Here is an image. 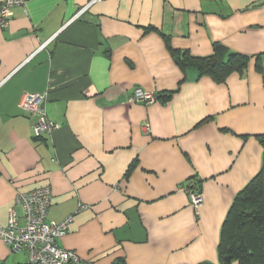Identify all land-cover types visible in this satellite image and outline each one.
Here are the masks:
<instances>
[{"label":"crops","instance_id":"1","mask_svg":"<svg viewBox=\"0 0 264 264\" xmlns=\"http://www.w3.org/2000/svg\"><path fill=\"white\" fill-rule=\"evenodd\" d=\"M90 1L24 0L0 29V226L22 216L17 193L48 187L80 264H221L223 223L263 168L264 0ZM215 44L249 58L242 73L219 83L170 50ZM136 88L159 98L132 103ZM25 94L46 97L51 136L34 137ZM0 264L26 259L0 240Z\"/></svg>","mask_w":264,"mask_h":264},{"label":"built area","instance_id":"2","mask_svg":"<svg viewBox=\"0 0 264 264\" xmlns=\"http://www.w3.org/2000/svg\"><path fill=\"white\" fill-rule=\"evenodd\" d=\"M96 1L99 0H91L88 5ZM23 4L24 0H0V29L8 26L12 10ZM87 6L83 7L76 17L85 12ZM44 47L45 44L40 46L39 50ZM157 100L155 93L140 88L134 89L130 97L132 103L144 105L153 104ZM20 109L32 120L31 130L35 138L49 137L57 129V125L48 118L44 95L25 94L20 102ZM181 191L188 195L193 208L202 205L203 199L194 179L187 181ZM50 202L51 191L48 187L29 193H17L14 203L22 208L23 214L19 218L14 210L9 212L7 225L0 226V240L12 253L24 254L26 264H80V259L75 253L63 250L57 244L67 233L72 218L67 217L58 224H49L46 219Z\"/></svg>","mask_w":264,"mask_h":264},{"label":"trees","instance_id":"3","mask_svg":"<svg viewBox=\"0 0 264 264\" xmlns=\"http://www.w3.org/2000/svg\"><path fill=\"white\" fill-rule=\"evenodd\" d=\"M170 50L181 70L194 69L199 76L219 83L233 73H242L249 62L247 56L229 53L220 44L213 45V54L207 57ZM259 142L264 151V136L259 137ZM218 252L221 264H264V152L263 168L236 195L230 207Z\"/></svg>","mask_w":264,"mask_h":264}]
</instances>
